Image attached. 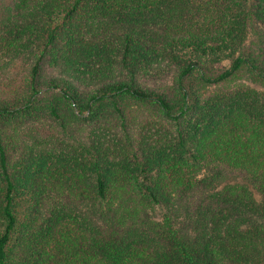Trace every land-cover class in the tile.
I'll list each match as a JSON object with an SVG mask.
<instances>
[{
  "label": "trees",
  "instance_id": "16d2710c",
  "mask_svg": "<svg viewBox=\"0 0 264 264\" xmlns=\"http://www.w3.org/2000/svg\"><path fill=\"white\" fill-rule=\"evenodd\" d=\"M0 264H264V0H0Z\"/></svg>",
  "mask_w": 264,
  "mask_h": 264
},
{
  "label": "rangeland",
  "instance_id": "374dc122",
  "mask_svg": "<svg viewBox=\"0 0 264 264\" xmlns=\"http://www.w3.org/2000/svg\"><path fill=\"white\" fill-rule=\"evenodd\" d=\"M257 89H260V87H256ZM74 127V126H73ZM70 131H75L74 128L70 129ZM70 138H67V140H69ZM19 142H20V138L17 137L15 138V140H13V144H15L16 146V153L18 154L19 152V148H18V145H19ZM18 155H16L15 158H17ZM211 174L210 173H206L203 175V177H210ZM245 181L242 180L241 178L237 177V176H234V177H225L224 179H221L216 185H215V189L216 190H220L222 189L223 187L227 186V185H236V184H244ZM251 190L255 193V197L258 201H260L262 198H261V195L254 189V187L250 186ZM163 214H164V211L162 209H158L156 212L153 213V218L157 221H160L163 217Z\"/></svg>",
  "mask_w": 264,
  "mask_h": 264
}]
</instances>
